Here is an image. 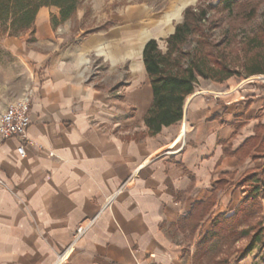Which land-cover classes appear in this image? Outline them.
<instances>
[{"label": "crops", "instance_id": "obj_1", "mask_svg": "<svg viewBox=\"0 0 264 264\" xmlns=\"http://www.w3.org/2000/svg\"><path fill=\"white\" fill-rule=\"evenodd\" d=\"M109 18L74 31L58 7L41 6L32 30L0 39V113L35 88L26 156L17 139H0V264H193L200 233L239 206L240 177L264 165V83L191 93L182 119L150 135L142 49L174 26ZM100 58L112 69L127 61V83L99 85ZM208 200L195 232L182 230L180 218Z\"/></svg>", "mask_w": 264, "mask_h": 264}, {"label": "trees", "instance_id": "obj_2", "mask_svg": "<svg viewBox=\"0 0 264 264\" xmlns=\"http://www.w3.org/2000/svg\"><path fill=\"white\" fill-rule=\"evenodd\" d=\"M81 1L0 0V29L8 36L32 30L36 13L41 6H56L59 8L60 21L70 19ZM200 1L183 9L182 19L174 24L173 32L165 38V51L159 48L155 38L147 40L143 45L142 62L153 92L151 105L143 117L147 133L150 135L158 133L163 126L182 119L184 101L194 92L198 78L221 82L233 75L224 56L216 53V45L210 39V29L202 22L207 11L213 6ZM234 3V0L218 1L226 10H232ZM253 13L254 8H251L247 16L249 14L250 17ZM52 23L56 24V21L52 19ZM191 38L194 39L195 46L186 49ZM263 39L262 26L258 35L251 38V43L260 47ZM250 72L249 74L264 73V66ZM262 148L263 145L260 150ZM238 183L246 187L239 206L231 215H216L212 220L211 229L200 233L192 257L193 264H231L233 259L229 260L228 254L219 256L223 246H228L239 238L248 237L246 246L238 250L236 260L239 261L247 257L257 244L263 242V226L258 225L257 230L252 232V224L249 225L248 222L252 217L264 212V165L257 173H245ZM209 204V200L194 204L190 212L180 218V228L193 234ZM244 224L246 228H242ZM262 260L264 264V259Z\"/></svg>", "mask_w": 264, "mask_h": 264}, {"label": "rangeland", "instance_id": "obj_3", "mask_svg": "<svg viewBox=\"0 0 264 264\" xmlns=\"http://www.w3.org/2000/svg\"><path fill=\"white\" fill-rule=\"evenodd\" d=\"M182 0H82L77 9L84 11L80 19L76 18V12L70 20L73 21L74 31H88L97 25L108 23L109 14L114 16L123 15L125 17L129 13H134L138 16L139 27L148 28L158 23H169L174 26L175 23L182 19L183 10L178 14H173L175 8L180 5ZM219 0H201L200 2L213 6L211 10L207 11L203 23L206 28H209L210 39L216 45V53L224 56L229 69L233 71L230 76L232 82L230 86L225 83L217 85L209 81V79L198 78V83L194 91H214L228 90L233 88L237 83H241L250 75H264V73H251L255 68L264 66V39L263 45L256 47L251 43V38L258 35L261 27H264V0H234L232 10L223 9ZM198 0H189L188 5H195ZM247 4V5H246ZM245 5V7H243ZM243 7V8H242ZM254 8L252 16H247V13ZM94 11L96 15L94 16ZM150 16H153L152 20ZM100 17V19H99ZM248 17V18H247ZM163 20V21H162ZM6 35L0 29V39ZM260 35V33H259ZM166 32L155 34L158 46L162 51L166 49L165 37ZM195 46L194 39L191 38L186 45V49H191ZM92 77L98 80L99 85L107 86L111 89H116L125 85L130 77V68L128 62L124 61L116 69H112L107 65V62L100 58L92 61ZM244 83V82H243ZM254 84L264 83L260 80L251 82ZM246 84V83H244ZM220 88V89H218ZM188 97H186L187 99ZM185 99V101H186ZM184 101V103H185ZM264 211V210H263ZM261 215V218H259ZM263 215V216H262ZM261 219V223L258 221ZM248 224H252V232L257 230L258 225L263 226L264 233V212L252 217ZM245 227V224L242 228ZM246 228V227H245ZM188 244L187 241H182ZM248 237L237 239L234 243L228 246H223L219 256L223 257L229 255L231 264L238 263L236 258L239 254V249L246 246ZM249 262L247 264H263L264 259V240L257 244L250 251ZM240 261V260H239Z\"/></svg>", "mask_w": 264, "mask_h": 264}, {"label": "built area", "instance_id": "obj_4", "mask_svg": "<svg viewBox=\"0 0 264 264\" xmlns=\"http://www.w3.org/2000/svg\"><path fill=\"white\" fill-rule=\"evenodd\" d=\"M255 80L264 82V75H250L242 83H251ZM204 91V90H202ZM202 91H194L199 93ZM35 88L28 85L22 93L12 100L0 113V139L15 138L19 141L16 152L19 158L26 156V144L30 142L28 126L30 123V105L34 97ZM0 183H2L0 181ZM85 226L79 225L75 229L74 239L83 233Z\"/></svg>", "mask_w": 264, "mask_h": 264}, {"label": "bare ground", "instance_id": "obj_5", "mask_svg": "<svg viewBox=\"0 0 264 264\" xmlns=\"http://www.w3.org/2000/svg\"><path fill=\"white\" fill-rule=\"evenodd\" d=\"M188 2H189V0H184V1H182L181 4H180V6H179V8H178V11H181L182 7H183L185 4H187Z\"/></svg>", "mask_w": 264, "mask_h": 264}]
</instances>
